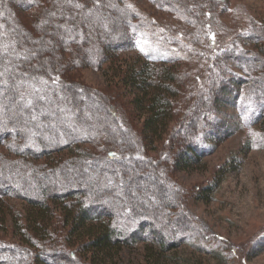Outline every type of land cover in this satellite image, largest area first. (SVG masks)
Instances as JSON below:
<instances>
[{
	"label": "rangeland",
	"instance_id": "obj_1",
	"mask_svg": "<svg viewBox=\"0 0 264 264\" xmlns=\"http://www.w3.org/2000/svg\"><path fill=\"white\" fill-rule=\"evenodd\" d=\"M85 1L0 0V55H6L4 59L9 60L8 70L17 66L20 71H23V64L19 65V63L24 58L31 56V52L35 50L37 56L41 57L43 54L39 66L45 68L43 72L46 71V75L50 76L52 72L60 70L58 65L53 64L60 60L61 53H66L62 52V48L65 49L64 46L67 45L63 42V36H78L77 30V32L69 34L61 32V26L68 25L67 21L85 25L89 21L100 22V28L90 29L89 34L93 38L90 37L88 43L91 42L94 46V40L103 41L101 36L105 31L109 32L105 33L109 36L112 45L116 44L119 37H114L123 30L122 19L134 18V28L136 29L134 46L132 50L121 52L118 56L126 58V60L130 59V61L135 59L157 63L166 62V66H174L175 71H180L177 87H180L181 80V97L174 105V118L170 122L164 139L159 145H156L157 150L147 151L143 148L145 146L138 131L137 114L132 113L131 105L128 103L129 95H117L108 88V82L103 72V70L109 69L108 64H104L101 68H95L93 59L88 60L85 64H79L75 62V59L67 58L68 67L67 65L62 67L63 70L71 72L73 81L79 83L77 87L80 88L74 89L81 100L80 111L84 120L93 117L103 121L107 119V127L121 145H124L125 137L123 135L126 132L136 137L138 145L135 144V147L132 145L131 150L122 152V155L129 154L131 161L128 172L132 180H137L132 184L130 191L134 197L126 198L124 196L120 202L116 203L124 206L127 202L130 209L136 204V192L144 193L141 201L145 209L141 211V220L158 225L164 236L168 238L167 245L175 244L174 248L158 253L159 258L155 260L144 250V245H147L146 241H133L120 253L118 264H264V145L251 146L250 143V141L257 142L262 139L258 133L261 131L260 126L264 128V120L261 121L263 124L260 126L262 118H259V123L251 127L243 125L242 119L246 110H241L238 103L236 106L235 95L231 97V101L222 97L223 101L218 99L221 106L219 111L214 112L213 106V100L216 99L215 93L220 97V93L216 91V79L221 78L219 77L221 72L225 70L237 71L238 76L244 80H250V76L253 74L250 67H246L247 69L241 67L240 70L232 65L225 66L222 64L223 60L219 53L223 49L230 48L232 50L244 48L258 54L262 52V55L264 53V0H229L226 4H223L222 1L212 10L207 7L211 0L204 1L201 6L206 10L200 19L202 23L198 27L193 26L196 23H192L194 12L190 11L192 6H188L190 0H91L87 5H84ZM159 1L167 7L157 6L156 3ZM27 3L30 5H26ZM45 4L54 5V8L53 10L48 8L49 12L45 14L44 20L42 19L36 25V34L42 35L46 40L40 44L41 47L36 48L37 45L33 46L34 39L30 36V34L34 35V14L41 17L42 14L39 12L46 8ZM168 5H170L169 8ZM124 6L132 13L124 9ZM99 12L100 16H98ZM194 16L197 18L196 14ZM104 17L105 19H101ZM17 19L26 26V30L31 29L29 31L31 33H28V30L25 31ZM108 21V25L111 24L110 21L115 23L111 31L105 25ZM46 22L50 23L43 29ZM251 25L262 27L260 29L262 31L261 38L258 37L259 39L255 40L258 41L257 46H253L254 44L251 42L246 44L244 41L250 39L246 33L251 30ZM9 29L10 31H8ZM17 36L19 43L15 47L13 41ZM236 36L243 42H236ZM24 40H27V45L22 43ZM56 41L63 46L59 47L55 44ZM119 43L125 44L122 40ZM35 60L24 64L25 72L28 70L34 73L32 75L42 77V83L50 81V85L57 87L59 79L37 74L38 68H34ZM262 70L264 69L262 68ZM109 72L107 71L105 74ZM10 75L11 71L8 77ZM1 78L4 81L3 75ZM237 81L241 87V81L239 79ZM27 83H31V81L20 80L18 83L11 82L3 86L10 88L9 95L12 94L17 99L16 104L13 105L16 113L25 112L29 99L37 98L39 106H44V109L35 106L36 109L32 112L33 118L34 115L48 116L51 127L65 123L66 120L68 122V114L63 122H58L50 115L51 104L46 83L44 85L34 83L36 93H33L32 96ZM246 84L244 83L245 86ZM260 85L263 86L261 82L249 81L246 91H253ZM25 87L27 90L24 92ZM97 92H99V96ZM239 92L241 91L239 90ZM61 94L65 103V91H62ZM66 101L68 103V99ZM4 102L5 97L0 93V111ZM30 105L33 106V109L35 108L34 102H31ZM10 111H12L11 105ZM27 117L24 118L26 126L28 124L31 126V121L34 124V119L32 120L30 117L26 120ZM125 118L127 123L128 119L133 122V128L128 127ZM216 120L220 121L215 122ZM221 123L227 128L224 132L225 135L227 132L231 134L221 140L219 137L222 134L217 136L218 140L216 141L215 139L209 140L210 130H216ZM1 124H4L3 118ZM191 131L195 132V135L190 138ZM201 134L204 136L202 137ZM41 135H45L42 129L40 130ZM188 140L197 147L200 142L202 149L200 153L203 156L197 163H189L185 170H177L169 163L170 146H172V141L175 142L176 147L178 145L180 147ZM3 153L5 152L0 146V155ZM133 156H142L143 161L133 159ZM147 158L148 162H145ZM6 161L0 163V166L8 167L5 175L7 173L12 176L21 175L14 164L10 161L6 163ZM86 172L89 177L95 176L89 169ZM152 174L156 178V183L155 179L152 181V177H150ZM23 179L21 181H24ZM27 180L33 185L34 182L36 184L32 175H29ZM49 181L53 182L54 180L51 178ZM215 182L217 184L212 188L211 184ZM138 183L142 185V188L136 191ZM207 187H209L208 190H205ZM97 188L102 190L101 185ZM160 188L163 189V198L159 195ZM150 193H153L155 200L157 198L159 200H151ZM4 200L5 204L9 205V212L16 209L21 216L22 213H25L26 218L28 217L22 200L17 198H5ZM11 222L7 216L0 222L2 226L0 228V244L11 245L8 249L14 247L17 253H21L19 254L21 256L18 261L13 255L16 252L4 249L0 252V264H35L37 247L34 244L28 246L21 243L20 238L11 228ZM132 222L133 225L137 224L135 219ZM180 222L185 228L183 233H181ZM64 233L66 234V231ZM53 234H55V230ZM178 239H182L181 242ZM154 252L156 253L155 250ZM59 259L67 261L66 256L59 255L56 256L55 264L59 262Z\"/></svg>",
	"mask_w": 264,
	"mask_h": 264
},
{
	"label": "trees",
	"instance_id": "obj_2",
	"mask_svg": "<svg viewBox=\"0 0 264 264\" xmlns=\"http://www.w3.org/2000/svg\"><path fill=\"white\" fill-rule=\"evenodd\" d=\"M90 1L86 0L84 5H87ZM190 1L188 4V6H192L190 11L197 15V18H195L193 14L194 21L192 23H196L193 26L198 27L202 23L200 19L206 10L201 6V3L207 0ZM222 1L223 4H226L229 0H211L207 6L210 9H207L212 10L215 5L220 4L219 2ZM156 4L160 8L167 7L161 4L160 1ZM26 5L30 4L27 3ZM45 7L43 10L39 9V14H42L41 17L34 14V35L30 34V36L34 39L32 44L33 46L34 44L37 45L36 48L41 47L40 44L46 41L42 35L38 36L36 34V25L42 19L44 20L45 14L49 12L48 8L53 10L54 5L45 4ZM169 7L170 5H168ZM124 9L129 10L126 7ZM129 12L131 11L129 10ZM189 14L192 13L189 12ZM98 16H100V12ZM101 19H105V17ZM94 21H89L86 25L67 21L68 25H60L62 27L61 32L69 34L78 31V36H63V42L67 45L64 44L65 49L61 48L62 52L66 53H61L60 60L53 64L58 65L60 70L50 74V76L59 79L57 87L50 85V81L42 83V77L32 75L34 73L28 70L25 72L24 64L29 61L33 62L36 59L34 68H38L37 74L48 77L46 71L43 72L45 68L39 66L43 54L40 57V55H36L35 50L31 52V56L24 58L19 63V65L23 64V71H20L17 66H13L11 70H8L9 60L4 59L6 55H0V64L2 63L0 73H3L5 77L3 81L0 76V93L5 97L4 104L1 103L0 111V146L5 153L0 155V163L5 160H7L6 163L10 161L21 172V175L12 176L8 173L5 175L8 167L0 166V218L3 220L7 216L11 219V228L18 235L21 243L28 246L34 244L37 247L38 253L35 254V264H55L56 256L59 255L66 256L67 261L59 259L57 264H118L123 249L137 240L146 241L147 245H144V250L155 260L159 258L158 253L175 247V244L167 245L168 238L164 236L158 225L141 220V211L145 209L141 201L144 193L136 192V204L130 209L127 202L124 206L116 203L120 202L124 196L126 198L128 196L134 197L130 194V191L132 190V184L137 180H132L128 172L131 161L129 160V154L122 155V152L131 150L132 145L137 144L136 137L126 132L123 135L125 137L124 145H121L120 141L107 127V119L103 118V121L93 117L89 119L90 121L84 120L80 111L81 100L76 94L77 91H75V89L80 88L77 87L79 83L73 81L71 72L63 70L62 67L65 65L68 67L67 58L75 59V62L79 64H85L88 60L93 59L95 68H101L104 64H108L109 69L103 70L108 88L117 95H129L130 101L128 103L131 105L132 113L137 114L138 131L145 146L143 148L147 151L157 150L156 145L162 142L168 132L170 122L174 118V105L181 97V80L180 87H177L178 77L181 73L178 70L175 71L174 66H166V62L157 63L135 59L130 61V59L126 60V58L118 56L121 52L132 50L134 46L136 31L134 18L122 19L124 23L123 30L114 37L119 38L118 42L113 45L109 36L105 33H109L108 31H103L102 42L94 40V46L91 42L88 43L90 37L93 38L89 34L90 29L100 28V22L96 23ZM18 22L20 23L19 20ZM110 22V25H108L109 21L105 24L107 28L109 27V31L115 24L114 21ZM49 23L46 22L42 28L44 29ZM20 24L25 28V31L28 30L27 32L31 33L29 32L31 29L26 30V26L23 23ZM250 29L246 33L250 39L244 41L246 44L251 42L254 44L253 46H257L258 41L255 40L258 37L261 38L262 31L260 29L262 27L251 25ZM94 36L96 37V35ZM120 40L124 41L125 44L119 43ZM235 41L238 43L243 42L238 36H236ZM13 42L15 47L18 46V36ZM56 42L55 44L59 47L62 45L60 42ZM22 43L27 45V40ZM241 49H223L219 53L223 60L222 64H225V66L232 65L240 70L241 67L244 69L250 67L253 74L250 76V80H244L238 76L237 71L225 70L221 72L219 76L221 78L216 79V91L220 93V97L215 93L216 99L213 100V106L215 108L214 112H217L221 108L218 99L223 101L225 98L231 101V97L235 95L236 106L238 103L241 110H246L242 119L243 125L251 127L259 123V118H262L260 122L264 120V70H262V68L264 69V53L262 55V52L258 54L244 48ZM10 71L11 75L8 77ZM107 71H110L107 73L108 78L105 74ZM237 79L241 81V87H239ZM20 80L31 81V83H27L30 86L31 96L36 93V83L42 85L46 83L51 104L49 108L50 115L58 122H63L68 114V122L66 120L65 123L51 127L48 116L34 115L33 118L32 112L35 111L36 107L44 109V106H39L37 98H34L36 101L29 99V101L34 102V107L36 106L34 109L28 103L25 112L16 113L13 105L16 104L17 99L12 94L9 95L10 88H4L3 86L11 82L18 83ZM249 81L253 83L256 81L261 82L263 86L260 85L253 91H246ZM243 82L247 83L246 86ZM26 90L25 87L24 92ZM62 91H65V103L61 94ZM97 94L99 96V92ZM66 99H68V103ZM10 105L12 111H10ZM25 117H27L26 120L30 117L32 120L34 119V124L31 121V126L29 124L26 126L24 123ZM2 118L4 124H1ZM217 121L220 120L215 122ZM262 124L263 122L259 123V126ZM127 125L129 128L134 126L130 119H128ZM40 128L44 130L45 135L40 136ZM226 130V126L221 123L216 130H210L209 140H218L217 136L220 134H222L219 137L220 140L226 138L231 134L227 132L225 135ZM260 130L258 136L262 139L257 142L250 141L251 146L255 144L264 145V128L260 126ZM190 134L191 138L195 135V132L191 131ZM204 134H201L202 137ZM195 140L198 139L195 138ZM197 145L198 147L188 140L184 145L176 147L175 142L172 141L171 151L168 154L169 163L177 170H185L189 163H197L203 156L200 153V150L202 151L200 142ZM204 145H206L205 142ZM132 158L143 161L142 156H133ZM145 162H148V158L145 159ZM87 169L93 172L95 176L89 177L86 172ZM29 175L34 177L36 184L34 182L33 185L27 180ZM150 177H152V181L155 179L154 182H157L153 174ZM22 178H24V181H21ZM51 178L54 180L53 182L49 181ZM146 181L148 182V179ZM216 184L217 182L211 184L212 188ZM100 185L102 190L97 188ZM136 188V191H138L142 188V185L138 183ZM208 188L205 190H208ZM150 195L151 200H159L158 198V200H155L153 193H150ZM159 195L161 198L164 196L161 188L159 189ZM5 198L22 200L28 217L26 218L25 213H22L21 216L16 209L9 212V205L5 204ZM132 218L137 221V224L133 225L132 221L134 219ZM180 226L181 233H183L185 228L182 222H180ZM0 228H2L1 225ZM33 230L34 232H32ZM54 230L55 234H53ZM64 231H66V234ZM178 240L181 242L182 239ZM10 246L0 244V252L4 249L16 252L14 247L8 249ZM19 254L21 253H13L17 260L21 256Z\"/></svg>",
	"mask_w": 264,
	"mask_h": 264
},
{
	"label": "snow or ice",
	"instance_id": "obj_3",
	"mask_svg": "<svg viewBox=\"0 0 264 264\" xmlns=\"http://www.w3.org/2000/svg\"><path fill=\"white\" fill-rule=\"evenodd\" d=\"M3 75V73H0V76H2ZM28 103L30 104L31 103V101H28Z\"/></svg>",
	"mask_w": 264,
	"mask_h": 264
}]
</instances>
